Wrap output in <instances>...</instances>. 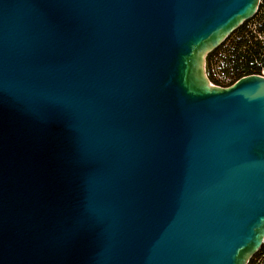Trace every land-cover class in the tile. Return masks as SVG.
Here are the masks:
<instances>
[{
  "label": "water",
  "instance_id": "obj_1",
  "mask_svg": "<svg viewBox=\"0 0 264 264\" xmlns=\"http://www.w3.org/2000/svg\"><path fill=\"white\" fill-rule=\"evenodd\" d=\"M261 0H0V264H247L264 242V77L205 58Z\"/></svg>",
  "mask_w": 264,
  "mask_h": 264
},
{
  "label": "trees",
  "instance_id": "obj_2",
  "mask_svg": "<svg viewBox=\"0 0 264 264\" xmlns=\"http://www.w3.org/2000/svg\"><path fill=\"white\" fill-rule=\"evenodd\" d=\"M260 68L264 70V0L257 14L235 29L205 58L206 76L210 83L219 87H228L244 76L259 74ZM262 254L264 244L249 264Z\"/></svg>",
  "mask_w": 264,
  "mask_h": 264
},
{
  "label": "built area",
  "instance_id": "obj_3",
  "mask_svg": "<svg viewBox=\"0 0 264 264\" xmlns=\"http://www.w3.org/2000/svg\"><path fill=\"white\" fill-rule=\"evenodd\" d=\"M261 2V1H260ZM260 4V3H259ZM258 10V9H257ZM255 14H257V11H256V13ZM259 39H262V37L261 36H259ZM255 75H259V76H262V77H264V70L262 69V68H260L259 69V74H255ZM212 86H216V85H214V84H212V83H210ZM217 87H219V86H217ZM263 244H264V242H263ZM258 252V251H257ZM256 255V254H255ZM254 255V256H255ZM258 256V255H257ZM253 257V256H252ZM251 260V259H250ZM249 260V261H250ZM264 260V254H262V255H260V256H258V257H255L253 260H252V263L251 264H262V261ZM247 264H249V262L247 263Z\"/></svg>",
  "mask_w": 264,
  "mask_h": 264
}]
</instances>
